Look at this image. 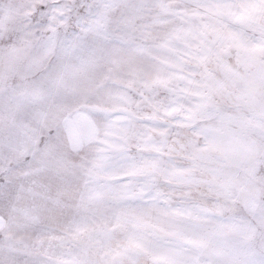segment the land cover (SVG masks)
Here are the masks:
<instances>
[{"label": "clouds", "instance_id": "9594fccd", "mask_svg": "<svg viewBox=\"0 0 264 264\" xmlns=\"http://www.w3.org/2000/svg\"><path fill=\"white\" fill-rule=\"evenodd\" d=\"M12 264H264V0H80L0 57Z\"/></svg>", "mask_w": 264, "mask_h": 264}, {"label": "rangeland", "instance_id": "374dc122", "mask_svg": "<svg viewBox=\"0 0 264 264\" xmlns=\"http://www.w3.org/2000/svg\"><path fill=\"white\" fill-rule=\"evenodd\" d=\"M57 2L59 0H0V57H3L5 50L10 51L17 45L22 34H27L31 25L45 13L47 4ZM64 2L71 3L73 0H64ZM7 188L5 173L0 172V196L6 193ZM2 242L3 236L0 235V244ZM15 255L16 253L9 252L6 258L0 250V264H12Z\"/></svg>", "mask_w": 264, "mask_h": 264}]
</instances>
